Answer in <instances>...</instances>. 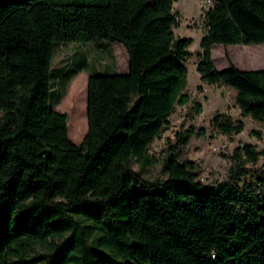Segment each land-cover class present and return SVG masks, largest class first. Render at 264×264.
Masks as SVG:
<instances>
[{
    "label": "trees",
    "instance_id": "16d2710c",
    "mask_svg": "<svg viewBox=\"0 0 264 264\" xmlns=\"http://www.w3.org/2000/svg\"><path fill=\"white\" fill-rule=\"evenodd\" d=\"M176 1L0 0V264H264V162L247 167L264 152L253 144L237 146L212 185L172 153L165 180L141 178L149 145L190 101L191 39L174 35ZM205 22L201 82L232 89L240 114L264 123V70H218L210 53L214 44L264 45V0H210ZM95 40L122 44L128 68L88 76L86 119L75 83L67 126L50 86L54 50ZM212 122L227 137L244 127L224 114ZM249 174L259 194L243 181Z\"/></svg>",
    "mask_w": 264,
    "mask_h": 264
},
{
    "label": "rangeland",
    "instance_id": "374dc122",
    "mask_svg": "<svg viewBox=\"0 0 264 264\" xmlns=\"http://www.w3.org/2000/svg\"><path fill=\"white\" fill-rule=\"evenodd\" d=\"M209 6L210 2L207 0H177L173 4V13L177 22V26L173 29L175 37L191 39L187 47L189 55L184 61L187 68L185 92L189 95L190 101L185 105L174 107L166 128L147 149L152 163L141 173V178L150 184L166 179L164 167L170 153L180 162L187 160L194 162L197 166V181L203 185H212L225 180L231 167L229 156L237 146L253 144L257 151L264 152V123L242 116L233 100L234 91L225 86L201 82L196 70L201 54L200 39L206 31L205 12ZM210 53L218 70L229 69V63L241 70H264L263 44L227 46L214 44ZM127 66L125 48L117 42L95 40L84 43L69 42L60 46L52 59L50 86L54 94H64V97L62 100L54 101L55 109L67 114L68 124H71L73 111L66 106V102L73 95L75 83L80 84L84 89L86 105V85L89 75L110 74L114 71L126 73ZM56 69H69L70 77L67 80L63 77L61 79L59 70ZM72 71L77 73L72 74ZM196 104L200 105V113L196 112ZM217 114L228 115L235 121L241 120L244 126L242 131L231 137L220 134L212 122ZM189 130L192 132L190 137L187 136ZM178 135L187 138V143H180ZM82 138L71 142L79 144ZM263 162L264 156H261L256 165L247 167L255 171L263 166ZM131 168L139 172V161L135 158L131 160ZM243 181L251 182L256 193L259 194L256 175H246ZM239 212L241 213V210ZM83 226L88 239L92 240L94 232L90 225L84 223ZM34 250L42 251L43 248L36 246Z\"/></svg>",
    "mask_w": 264,
    "mask_h": 264
},
{
    "label": "crops",
    "instance_id": "0c3cea01",
    "mask_svg": "<svg viewBox=\"0 0 264 264\" xmlns=\"http://www.w3.org/2000/svg\"><path fill=\"white\" fill-rule=\"evenodd\" d=\"M72 43H75V42H72ZM67 43H64V44H61V45H58V46H56V48H55V50H54V54H55V52L57 51V49H59L60 48V46H62V45H66ZM54 56V55H53ZM236 66V65H235ZM127 68H128V66H127ZM64 97V94L62 95V97L60 98V100H62V98ZM54 109H55V107H54ZM56 110V109H55ZM56 111H58V110H56ZM59 112V111H58ZM85 119H86V105H85ZM237 120H239V119H237ZM67 124H68V122H67ZM86 132V131H85ZM84 136V135H83ZM75 144V143H74Z\"/></svg>",
    "mask_w": 264,
    "mask_h": 264
},
{
    "label": "built area",
    "instance_id": "2783aa9c",
    "mask_svg": "<svg viewBox=\"0 0 264 264\" xmlns=\"http://www.w3.org/2000/svg\"><path fill=\"white\" fill-rule=\"evenodd\" d=\"M208 2H210V0H207Z\"/></svg>",
    "mask_w": 264,
    "mask_h": 264
}]
</instances>
